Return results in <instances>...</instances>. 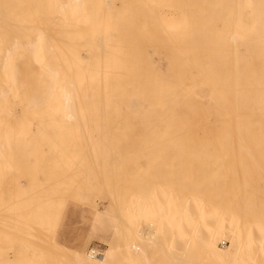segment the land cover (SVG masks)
I'll return each instance as SVG.
<instances>
[{"label":"bare ground","instance_id":"bare-ground-1","mask_svg":"<svg viewBox=\"0 0 264 264\" xmlns=\"http://www.w3.org/2000/svg\"><path fill=\"white\" fill-rule=\"evenodd\" d=\"M115 2L0 0V178L10 175L8 185L13 188L6 195L0 185V212L7 215L0 222L5 230L1 264H18L19 255L29 251L40 255L26 236L41 227L35 224L34 235L33 228L21 232L26 214L20 179L58 176L60 168L74 163L77 141L84 140L85 147L106 141L105 135L91 130L119 124L140 128L149 139L177 144L182 155L209 162L210 171L202 179L211 189L204 195L185 190L177 209L170 191L167 207L158 205L155 192L144 202L152 212L157 204V215L163 212L168 224L164 230L156 222L158 230L142 235L143 243L153 251L184 252V262L177 259L182 264H250L249 257L240 254L253 240L243 224L255 222L261 205L247 194L264 188V168H248L244 159L252 157L254 149L264 153V0H133L129 8H117ZM118 25L120 46L111 38ZM247 143L258 146L246 148ZM97 151L93 149L90 158L96 159ZM102 179L98 183L105 189ZM112 205L118 209L111 204L103 210L111 216ZM114 231L118 235L117 227ZM32 236L28 240L35 242ZM125 237L126 231L119 237L123 243H109L99 258L56 248L67 264H119L131 248L138 249L134 242H124ZM220 237L228 240L226 248L218 246Z\"/></svg>","mask_w":264,"mask_h":264},{"label":"rangeland","instance_id":"rangeland-1","mask_svg":"<svg viewBox=\"0 0 264 264\" xmlns=\"http://www.w3.org/2000/svg\"><path fill=\"white\" fill-rule=\"evenodd\" d=\"M132 3L133 0H124V1L116 0L115 2L117 8H119L122 4L128 6L129 8ZM128 34L129 33L127 32L126 39H128ZM112 37L113 39L116 40V44L118 46L122 44L120 41L121 35L119 33V25H118V31L116 33L114 32L113 34H111V38ZM212 49L216 51L214 47ZM156 58L157 55L155 53H152V59L156 60ZM78 131L82 132L83 129H79ZM91 131L95 133H102V136L105 135L106 141H102L97 144H95L94 142H92V144L87 143V147H85L86 142L84 140L77 141L76 144L73 146V149L77 150L74 163L69 164V166H67L64 169L60 168L61 171H58L60 172L58 176L51 177L43 174L40 175L31 174L27 177H23L24 179L23 178L20 179V183L21 185H23L21 187L23 188L24 186H26L25 188H23V190L22 188L19 189L21 197L23 199L25 198L24 200L25 203H24V207L22 208V211L23 213L26 214V217H24V221H22L21 232L26 233V230L31 231L30 229L33 228L31 233L33 234L35 233L34 231L36 229L41 227V229L36 230L37 232L35 234L36 236L34 234H33L34 236H32L27 233L26 236L27 238L26 237L25 238L27 239L26 242L29 241L31 242L32 245L34 244L32 248L36 247L34 249L36 250L38 249L37 250L38 253L43 258H41V256L38 255L37 252L34 254L31 251H29L28 253L24 254V257H26L27 259V260L25 259V263L22 261L24 260V257H22L23 254L19 255V257L17 258L18 264L19 263L32 264L35 261V259L37 262V263L34 262L35 264H39V261L40 264H46V262L49 259L50 260L48 261L47 264H58L59 262L62 264H67V259L66 258L63 259V257L59 255V251L56 248V244L57 246L60 245L71 251H77L82 254H89L88 252L90 251H96V252L100 251L102 252L103 255L109 247L117 243L115 241L119 240L118 243L122 242L123 238H119V237L124 231H126V237H125L126 241L124 242H126L128 245L129 244L132 245V243L134 242L133 244L137 245L136 247H138V249L131 248V250L128 251L130 254V256L128 254L130 259L128 256H126L124 261L119 262V264H176V263L182 264V262H184L185 260L184 252L181 251L179 253L169 254L163 252V250L153 251L148 247V245H145L143 243L144 241L142 240L143 239L142 235L148 232L152 233L153 231H155L158 223L161 226L160 228L166 226V224L165 225L163 224L167 223L168 220L162 217L164 213L161 211L167 209V208L165 209V206L166 203L168 206L167 200L169 196L168 195L169 191L172 194V198L174 201L173 203L175 204L174 207H176L177 209L178 203H180V199H179L181 197L180 195H182V193L185 190H187L188 192L191 191L195 194L198 193L199 195L201 194V192H204L203 194H201L204 195L206 190L211 189L210 183L202 179L203 174L204 173L208 174L210 171L208 169L209 165L208 166L206 165L209 162H207L205 158L197 159L194 157L190 158L185 154L182 155L180 153L179 145L177 144L169 145L167 144V142H164L162 140L149 139L146 137L143 130L137 127H131L127 124H119L115 128H96V129H92ZM88 146L90 147L89 149L90 151L87 150L86 152L87 154L83 156V154H85L86 149L89 148ZM257 146L258 145L247 143L245 147L254 149ZM197 147L206 148V146H190V145L183 146V148L186 149L197 148ZM95 148H97L98 150L97 151L98 156L95 157L96 159H92L90 158L89 153ZM254 150H255V154L252 157H246L244 159L245 165L248 168H264V153L260 154L258 150L256 149ZM114 156L118 158V160ZM198 156L199 158H202V154ZM110 158L111 159L114 158L115 160H111ZM92 160L94 162L93 164H92ZM110 161L111 164L110 163L108 164V162ZM93 166L96 168L97 171L96 173ZM84 172L87 176L90 174L91 176L89 175L90 177L89 176L88 177L91 178L92 180L89 179L86 175H85L86 178H84ZM86 172H88L89 174H87ZM97 175H99L100 179L103 178L102 179L103 181L101 183L102 185L105 186V189H103L104 187L102 188L101 184L98 183L100 179L99 180L97 179L98 177ZM11 178L12 177L10 175H6L3 178H0V185L2 184L1 185L2 194L3 191L4 194L6 195L9 194L11 191H13L12 185L11 186L8 185V183L11 182ZM90 180L93 181L94 184H92L93 182H90ZM82 181L83 183L86 182V185L88 183H91L92 185L88 184L87 185L88 189H87L86 185L82 184ZM26 183L29 185L30 189ZM30 184L32 186H30ZM95 184L97 187L94 186ZM83 189L86 190L83 192V194H81L82 193L81 191H83ZM103 190H106L104 191L105 195L102 194ZM112 190L113 192H111ZM153 192H155L156 194L153 195L156 196L154 198L155 199L157 198L156 199V201L158 200L157 203H161L158 205L159 206L160 205L162 206L163 204L165 205L164 210L160 211L159 210L160 208L158 209V211L161 212L158 213V215H157V209L155 210V208L158 207L157 204L155 203L153 204L155 207L151 204V206L154 207V211L156 213L150 210L151 207H146L144 205V202L146 201L149 202L150 200H152L151 196L153 195L151 194ZM84 193L86 194V196H84L85 195ZM87 193L89 195H87ZM107 194L108 196H106ZM101 195L106 196V198L105 197L101 198ZM247 195L256 198L257 202L261 206L259 209L255 210V212L258 215L255 222L253 223L244 222L243 224L245 229L246 228L251 229V233H252L251 236L253 240L250 244L249 249L242 250L240 254L242 256H247V258L249 257L248 259L250 260V264H264V233H263L264 232V188L250 192ZM81 196L82 198L84 196V198L80 199ZM109 198L111 199L112 203ZM79 199L82 200V202L78 201ZM102 199L105 200L102 202ZM139 199H142L143 203H139L138 202ZM106 200L107 202L110 203L109 205L115 204L116 207L118 208L117 210H115L116 209L115 206L113 205L111 206L113 210H115V211L110 210L111 213L112 212L115 213L114 215L112 214V216L108 211H107L108 214L105 212L110 208V206L105 202ZM153 201L155 202V200ZM79 202H81L84 206ZM127 202L130 203L127 204ZM97 204H98V208H97ZM127 205L128 206L134 205V207L130 208L127 207ZM136 205L140 208L137 209ZM106 207H108V209ZM142 207L143 208L146 207V209L144 208L145 209L144 215L147 219L145 217H143L144 219L141 218L143 216V213L141 211L143 210ZM148 208L150 210L149 212L150 216L149 214H147L148 212H146L148 211L147 210ZM135 212L136 214H133ZM0 214L2 215L1 212ZM44 214L45 216L42 217ZM106 214L107 215L110 214V217L112 218L110 217L107 218L108 216ZM4 215L5 214L3 213V215L0 216V220H1L0 222L7 220L6 219L7 217L5 218ZM128 215L129 216L133 215V216L129 218ZM160 217L164 219V221L160 219ZM158 218L160 222L157 220ZM111 220H113L114 222L116 221L115 224L114 222L112 223ZM145 220L148 221L151 220L149 222H152L153 220H157L155 222L153 221L154 223L152 222L155 229L153 230L151 227H148L149 226L147 223L148 221ZM156 222L158 223L155 226ZM35 224L37 225L38 228L35 227ZM42 225L44 226V228L46 227L44 233H42L43 231H41L42 229H44L42 228ZM1 226L2 225H0V227ZM254 226H256V228ZM114 227H117L118 235L115 233ZM47 228H48L47 231L52 232V233L50 232L51 234H45L47 233L46 231ZM0 229H1L0 238L2 239V240L0 239V249H1L2 244H4V240L2 236L5 230L2 231V228ZM163 229L165 230L166 228L163 227ZM120 232L121 234H119ZM38 234L39 236H37ZM40 234H42L41 235L42 237H40ZM130 234L132 238H130L131 237ZM28 235L29 237L32 236V239L34 238H36V240L39 239L37 241H41L40 239H42L41 241L42 244L47 243V248L44 245L42 246L41 242L39 247L37 246L38 242L36 240L35 242L34 240L31 241V238L28 240L29 238ZM49 235L50 237L51 236L53 237L50 238L48 237ZM44 237L47 238V240H49L48 241L49 243ZM43 238L45 239V241ZM134 238L137 240H135ZM109 239L111 240V242H109ZM51 241L53 242V246L55 247L54 248L52 246L54 250L50 248L51 247L50 243H52ZM109 243L110 245L108 247ZM31 244L29 245L32 246ZM180 246H182V244H180ZM218 246L221 249L226 248L228 246V240L225 237H220L218 241ZM41 248L44 250L47 249V251L44 252L43 250L44 253L41 254L39 252V250H42ZM55 249L58 253L55 252ZM46 252L47 254H50L51 252L50 255L51 257H47L48 260L46 259V257H44ZM54 254L55 255L57 254L56 257ZM59 256H61L62 258ZM7 257L11 258V254L9 253ZM171 257H174L172 258V261H171ZM2 258L4 259V257ZM178 258H180L182 262L177 260ZM62 260L65 261L63 262ZM0 264H1V257H0Z\"/></svg>","mask_w":264,"mask_h":264},{"label":"built area","instance_id":"built-area-1","mask_svg":"<svg viewBox=\"0 0 264 264\" xmlns=\"http://www.w3.org/2000/svg\"><path fill=\"white\" fill-rule=\"evenodd\" d=\"M90 252H91V255H92L93 257H97V258H99V257L102 256V252H100V251H98V252H96V251H90Z\"/></svg>","mask_w":264,"mask_h":264}]
</instances>
